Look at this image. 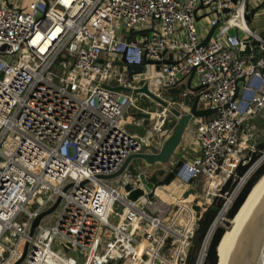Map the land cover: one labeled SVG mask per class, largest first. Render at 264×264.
Instances as JSON below:
<instances>
[{"label": "built area", "instance_id": "built-area-1", "mask_svg": "<svg viewBox=\"0 0 264 264\" xmlns=\"http://www.w3.org/2000/svg\"><path fill=\"white\" fill-rule=\"evenodd\" d=\"M255 5L256 0H0V41L7 43L0 51V264H12L25 242L22 264H185L195 243L192 204L204 211L221 195L198 244L194 264L204 263L216 226L257 167L237 173L256 149L246 142L253 131L241 124L264 111V34L246 18ZM200 19L207 23L205 32L195 24ZM212 24L219 34L200 44ZM229 24L235 33H226ZM130 28L143 31L127 39ZM244 39L256 46L254 61L238 54ZM123 52L127 62L153 60L144 64L145 77L150 84L156 76L162 88L194 66L200 99L214 108L189 128L198 160H183L171 182L154 186L141 201L125 196L124 184L135 185L129 173L123 171V179L122 172L99 176L142 151L152 132L124 127L123 113L130 106L143 108L140 92L103 85H137L125 62L118 63ZM180 96L190 100L187 90ZM165 109L150 111L154 132L164 124ZM246 147L250 153L241 155ZM261 158L264 150L259 163ZM230 177L232 186L221 191ZM189 186L194 192L182 197ZM58 195V205L29 235L34 217Z\"/></svg>", "mask_w": 264, "mask_h": 264}, {"label": "water", "instance_id": "water-1", "mask_svg": "<svg viewBox=\"0 0 264 264\" xmlns=\"http://www.w3.org/2000/svg\"><path fill=\"white\" fill-rule=\"evenodd\" d=\"M47 1V0H45ZM258 5H255L251 8L250 13L246 15L247 20L255 13ZM227 11V8L224 9ZM217 24H212L209 29L206 31L204 37L202 38L200 44H204L208 41V39L212 36L214 29ZM143 31V29L133 30L129 29V34L127 35V39L131 37L134 32ZM260 34H264V29L260 30ZM254 42H250L248 39H244L243 44L244 47L238 50V54L240 56H248L251 61H254L258 56L255 51L256 46L253 45ZM7 47V43L4 41H0V51L4 50ZM252 53V55H250ZM3 56V55H1ZM153 60H141V62H127L124 56V52L122 55V59L118 61L119 64L125 62V67L129 71L130 74H134L137 77V85L133 88L129 86L123 85H110L103 84L112 89H122L125 91H134L136 93L144 94L149 97L151 103L149 106H143V108L137 109L136 111H132L129 114V118L124 124V127L133 133L137 134H145L150 129L152 132L149 134L150 143L148 144V150H142L138 152L130 153L122 162L120 167L112 173L99 175L105 178H111L116 175H119L121 172L125 171L130 174V176L135 178V185L133 186L131 182L127 181L124 184V188L126 190L125 196L128 199H132L135 201H141L146 198V196H152L153 188L156 185L168 184L174 177V174L177 168L182 164L183 158H179L176 162H172L168 167H166L165 163L170 160L175 148L178 146L180 141L182 140L184 131L191 120L192 117H204L208 114L214 112V108L210 106L198 107L197 103L199 100V95H196L191 103V106L186 111H181L178 107L170 106V112L175 116L176 121L174 125L170 129V132L162 137L157 144L151 143L154 134L158 131L153 130L152 119L150 118V111H156L157 105L163 106L167 108L170 105L169 99L175 97L179 99L180 90H196L200 87V85L192 86L191 79L194 77L195 67L193 66L190 73L187 75H183L176 81L175 84L168 87H158L159 92L151 90L149 84V78L145 77L144 67H146V63L151 62ZM156 68L158 69L160 66V62L155 60ZM264 71V66L262 67ZM186 78V79H185ZM185 79V80H184ZM162 92V94H161ZM236 97V94L234 95ZM161 129V128H160ZM154 132V133H153ZM141 159L145 163L153 166L152 172L145 171H137L132 159ZM172 160V159H171ZM173 161V160H172ZM264 174V171L257 177V179L253 182L251 187L248 189L245 194L243 200L240 205L236 209L235 213L231 218H227L223 221L224 226H229L231 224V219H233L234 215L244 202V200L249 195L253 186L257 183L260 177ZM191 179L188 180L190 182ZM141 184V185H140ZM69 185V184H68ZM66 185L63 189H66ZM146 191V195L144 194ZM194 192V187L189 186L186 190L182 192V197H186L189 193ZM61 199V195H58L56 199L48 206L46 209L42 210L38 213L37 216L31 222L28 234L32 235L35 229V226L38 224L40 218L44 215L52 211L59 203ZM192 207L194 209V216L196 224L199 222V219L203 213L202 208L197 203H193ZM214 209L218 207L216 205L212 206ZM256 222L251 223V217H249L248 224L240 237L237 245L235 244L233 255L230 258L225 256L226 264H264V204L260 205L258 216L256 217ZM225 230H223L220 235L217 244H216V256H218L217 248L221 241ZM28 247V242H25L23 245V249L21 255L12 263V264H20L25 256L26 250ZM80 251H78L79 253ZM219 259L216 257V263L218 264ZM112 264V262L110 263Z\"/></svg>", "mask_w": 264, "mask_h": 264}, {"label": "trees", "instance_id": "trees-1", "mask_svg": "<svg viewBox=\"0 0 264 264\" xmlns=\"http://www.w3.org/2000/svg\"><path fill=\"white\" fill-rule=\"evenodd\" d=\"M173 115V114H172ZM174 121L172 122H164V126H171L174 125L173 124ZM264 150V140L262 142H260V144H258V146H256V149L254 151L251 152L250 158L249 160L243 164V165H239L237 167V173L240 174L242 173L247 167L248 165L253 162L260 154L261 152ZM264 171V159L257 165V167L253 170V172L250 174V176L247 178V180L245 181L243 187L240 189V191L238 192V194L236 195V197L234 198L233 202L231 203L227 213H226V217L227 218H231L233 216V214L235 213L236 209L238 208V206L240 205L241 201L243 200L245 194L247 193L248 189L251 187V185L253 184V182L257 179V177ZM233 184L232 178H227L225 183L223 184L221 191H224L226 189H229ZM223 200V196L221 195H216L213 197V201H212V205L208 206L206 208V210L203 211L199 222L196 225L194 234H193V239H194V244L190 246V248L188 249V254H187V260L185 262V264H194L195 262V258L198 252V244L201 241L203 235L205 234L209 224L211 223V221L213 220L217 209H214L212 206L216 205L217 207H219L221 205V202ZM226 226L224 225H218L216 226L214 233L212 235L209 247H208V251L206 254V258L203 264H215L216 263V244L217 241L220 237V235L222 234L223 230H225Z\"/></svg>", "mask_w": 264, "mask_h": 264}, {"label": "crops", "instance_id": "crops-1", "mask_svg": "<svg viewBox=\"0 0 264 264\" xmlns=\"http://www.w3.org/2000/svg\"><path fill=\"white\" fill-rule=\"evenodd\" d=\"M205 32V30H204ZM201 33V32H200ZM186 79V78H185ZM184 79V80H185ZM156 81H158V79L156 78V80L152 81V84L150 83V86H154V84H156ZM244 82V79L243 78H240L238 80V94H237V99H239V93L241 91V87H242V84ZM158 85V84H157ZM191 85L192 86H196L198 85V82H197V77L196 75L191 79ZM159 87V85H158ZM188 94L190 96V100H188L189 98L187 96H178V98H182L183 100L179 103V105L177 104L176 100H175V97L173 98H170L169 99V102H170V105L165 109V115H164V118H165V121L167 122H172V121H176V118L174 115H172V113L170 112L169 110V107L170 106H175V107H178L181 111H186L188 110V108L191 106V103L194 99V97L196 95H199V100H198V103H197V106L200 107V102L202 103L201 99H200V93L202 92V88L201 86L196 89V90H188ZM156 92H159L157 90H154ZM182 90H180V94H181ZM160 93V92H159ZM140 99V98H139ZM145 100L143 99H140V103L141 105L142 102H144ZM143 106H147V105H143ZM240 107L242 108V103L240 102ZM164 107L163 106H160V105H157V111H161L163 110ZM137 110V107H133V106H130V108H128L124 113H123V119H124V123L127 121V119L129 118V114L130 112L132 111H136ZM252 117H259L262 119H264V111H261L257 114H253V115H250V116H247L242 124H241V128L243 131H253V135L248 139L246 140L247 144L249 145H254L255 147L258 146V144H260V142H262L264 140V127H259L256 125V122H252ZM164 121V122H165ZM195 117H192L191 120L189 121L185 131H184V134H183V137H182V140H187V142L190 143V145L192 146L191 149H188V153L190 152V156L192 157V160L190 161H195V160H198L199 158V151L193 146V144H191V141H192V134L189 132V128H192L195 124ZM263 121V120H262ZM174 124V123H173ZM173 125H171L170 127L169 126H164V124L162 125L161 129L158 130L157 133L154 134V138L152 140L151 143L155 144L160 140L162 139V137L166 136L169 132H170V129L172 128ZM164 134V136H163ZM150 143V141H149ZM148 143V144H149ZM144 145L143 146V150H146L148 148L149 145ZM188 146V144H187ZM148 150V149H147ZM247 153H250V150L248 147L246 148H242L240 150V154L241 155H246Z\"/></svg>", "mask_w": 264, "mask_h": 264}, {"label": "rangeland", "instance_id": "rangeland-1", "mask_svg": "<svg viewBox=\"0 0 264 264\" xmlns=\"http://www.w3.org/2000/svg\"><path fill=\"white\" fill-rule=\"evenodd\" d=\"M9 1H14V0H9ZM18 1L21 2V0H18ZM105 1H107V0H105ZM256 2H257V4H259V6L256 9L254 15L250 18V20H247V25L253 30H260V29L264 28V4L261 3V0H256ZM213 14L216 15V13L214 11H213ZM222 16L225 18L227 15L223 12ZM195 24H196L198 30H200L201 28L203 30H206V28H207L206 27L207 23L204 20H201V19L196 20ZM226 24H228V23L226 22ZM127 30L128 29H126V31ZM219 30H220L219 27H217L213 33V36H217L219 34ZM226 33H228V34L235 33V26H233L232 24H229V27H228ZM136 38H138V34H136ZM145 70H146V72H148L147 68H145ZM150 78L152 79L150 82L152 84V81L156 80L157 77L151 76ZM150 88H151V90L159 91L157 83L154 84V86L151 85ZM161 94H162V92H161ZM139 98L145 100L144 102H142L143 105L149 106L151 103H153L152 101H150L149 97L145 96L144 94H141L139 96ZM182 100H183L182 98L177 99L176 100L177 104L179 105V103ZM206 105H207L206 101H202V103L200 102V107H204ZM262 120L259 117H252V122H256V125L259 127H264V119H262ZM163 136H164V134H163ZM187 144H188V146H187ZM191 148H192V146L190 145L189 142H187V140H184V141L181 140L180 143L178 144V146L175 148L170 160H168L167 163H165L166 167H168L170 164H172V162H176V160L179 158H183L184 160H192V157L190 156V152L188 153V151H187L188 149H191ZM259 158H260V155L253 162H251L248 165V167L250 166V170H253L259 164V161H257V159H259ZM261 159L263 160V158H261ZM131 162H133L137 171L152 172L153 166H156V165H153V166L149 165V164L145 163L143 160L136 159V158L132 159ZM124 176H125V173L122 172V175L120 176V178L123 179ZM130 177H132V176H130ZM110 181L113 185H118L114 182V180L110 179ZM37 203H38V200H35L33 202H29V204H32L33 206H35ZM48 217H49V215L45 216L43 218V221L47 220ZM225 219H227V217L224 218V220ZM18 220H19V217H18ZM110 220L114 221L115 217L110 216ZM223 221L219 222L218 225H224ZM8 244L10 245V242ZM20 264H22V262Z\"/></svg>", "mask_w": 264, "mask_h": 264}, {"label": "bare ground", "instance_id": "bare-ground-1", "mask_svg": "<svg viewBox=\"0 0 264 264\" xmlns=\"http://www.w3.org/2000/svg\"><path fill=\"white\" fill-rule=\"evenodd\" d=\"M264 204V174L260 177L257 183L251 189L249 195L244 200L233 219L231 224L226 226L221 241L218 245V264H226L225 256L230 258L235 250L240 237L242 236L248 224L249 217L251 223L256 222V217L259 213L260 205ZM236 248V247H235Z\"/></svg>", "mask_w": 264, "mask_h": 264}]
</instances>
